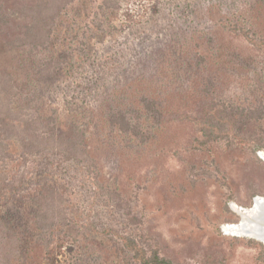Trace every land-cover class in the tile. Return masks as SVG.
Listing matches in <instances>:
<instances>
[{"label": "rangeland", "instance_id": "rangeland-1", "mask_svg": "<svg viewBox=\"0 0 264 264\" xmlns=\"http://www.w3.org/2000/svg\"><path fill=\"white\" fill-rule=\"evenodd\" d=\"M95 2L73 0L70 16L57 28V40L48 43L47 52L36 48L41 58L64 60L62 69L44 81L32 80L33 66L26 53L31 44L9 48L0 39V71L9 72L20 81L35 82L42 94L41 113L53 115L60 129L65 131L82 112V106H91L101 92L106 97L122 82L154 74V64L146 62L149 56L139 53L138 45L149 53L155 39L165 36L171 40L175 29L183 31L184 41L191 48L196 43L206 44L205 68L214 66L217 70L207 75L214 88L206 97L201 92L202 85H198L200 80L188 85V91L196 96L195 102L212 100L227 109L237 106L253 110L264 105V0H161L156 3L157 8L150 2L136 8V0H109L117 12L96 11L88 20L85 15L92 14L91 4ZM132 7L136 9L130 14V21L122 9ZM142 14L152 16H147L144 23L145 36L133 24L141 20L138 17ZM73 17L75 29L87 23L95 34L92 31L91 44L84 51L73 49L76 56L71 69L66 57L71 49L62 41V34L71 27ZM175 19L177 24H173ZM149 20L152 21L148 23ZM224 24L229 28L225 29ZM230 28H243L251 39L261 40L263 47L256 49L241 35L230 32ZM150 31L156 35H148ZM207 40H211L210 48ZM97 67L105 70L100 75L102 79L83 99L70 81L80 68L90 75ZM43 75L48 76L45 72ZM195 76L194 71L178 74L180 81ZM195 102L178 109L175 105L172 110L177 109V115H189L199 109ZM171 117L166 115L164 120ZM162 123L158 140L142 153L129 151L122 155L106 146L95 148L91 139L86 141L89 155L96 160L99 182L107 188L102 191L97 190L85 165L73 159L58 161L46 147L45 151H24L18 141L6 142V153L12 154L13 159L26 155L20 162H4L0 172L7 174L10 181L14 177L42 176L39 183L48 187L42 190V197L46 196L49 204L41 211L63 217L60 228L67 243L57 264H138L122 244L121 237L125 236L133 237L148 256L156 251L170 264H264V244L249 237L225 236L221 229L241 219L232 209L233 203L249 209L255 198H264V159L260 157L264 149L254 151L229 139L205 147L193 124L173 119ZM259 123L264 127V119ZM88 131H92L90 127ZM39 169H44L43 173ZM34 181L22 189L23 196L34 190ZM34 208L29 202L22 207L14 200L6 205L0 203V214L8 220L7 215L14 214L11 220L17 224L14 227H19L16 236L25 242H30V231L24 222H30ZM23 243L17 245L24 257L22 264H46L44 246ZM4 251H0L1 256ZM13 264L20 263L15 260Z\"/></svg>", "mask_w": 264, "mask_h": 264}, {"label": "trees", "instance_id": "trees-1", "mask_svg": "<svg viewBox=\"0 0 264 264\" xmlns=\"http://www.w3.org/2000/svg\"><path fill=\"white\" fill-rule=\"evenodd\" d=\"M108 1L96 0L91 4L92 14H86L85 18L90 20L91 15L105 14L106 10L117 12L114 9L116 6L113 7V4ZM160 1L136 0L135 2L134 0L135 3L138 2L134 7L140 8L144 2H150L152 7L157 8L155 5ZM72 2L73 0H0V39L9 48H24L26 44H31L32 47L26 50V53L33 66L32 80L36 83L44 81L63 67L64 60L41 58L38 55L39 52L35 50L40 47L47 52L50 49L48 43H53L54 39L57 40L55 38L57 28L63 20H66L65 18L70 16ZM138 4L141 6L139 7ZM134 7L125 11L122 9L123 16L130 21L133 19L130 14L133 9H136ZM96 11L100 12L96 13ZM147 16L139 15L138 18L141 20L133 23L136 31H139L142 36H145L143 26L148 20ZM151 21L149 20L148 23ZM173 22L177 24L178 20L175 19ZM70 23L71 27L62 34V41L67 42L71 49L70 52L64 51V53L72 69V61L76 56V51L74 54L73 49L82 52L90 46L93 30L87 23L75 29V17L71 18ZM223 27L229 28L225 24ZM91 28L94 29V27ZM230 32L241 35L256 49L263 47L261 40L251 39L243 28H234ZM152 33L154 31H150L148 35ZM172 36L171 40H166L165 36L155 39L154 49L149 53L142 45H138V52L147 53L149 56L146 62L154 64V74L122 82L120 87L106 97L101 92L98 100L91 106L87 104L85 107L82 106L80 109L82 112H79V116L77 115L76 119L69 123L65 131L57 127L53 115L41 113L42 94L35 82L20 81L9 72L0 71V148L3 147L0 150V167L3 168L4 162L8 163L13 159V155L6 153L5 150L6 142L13 139L19 142L24 151L34 149L39 151L46 147L56 154L55 159L58 161L73 159L85 165L87 171L92 174L97 190H106L107 188L99 182L96 160L89 155L86 141L91 139L94 146L96 145L95 148L101 149L106 146L110 151H121L122 155L128 154L129 151L142 153L158 140L161 126L164 124L162 122L171 119L176 122L187 121L196 126L205 147L223 139H229L237 140L254 151L264 149V127L259 123L260 119H264V105L261 104L259 108L250 110L237 106H229L227 109L223 104L212 100H204L200 103L202 99H198L195 102L196 96L188 91V85L193 81L196 85L200 80L198 85H202L203 88L200 89L206 97L210 94V89L214 88L210 82L212 78L207 75L217 70L214 66L213 69L205 68L208 52V48H205L206 44L203 46L196 43L191 48L184 41V33L180 29L173 30ZM210 41L207 40L209 48ZM80 70L71 79L70 84H74L73 89L85 99L84 96H88L94 87L97 88L96 82L102 79L100 75L105 70L97 67L95 71H91L90 75L86 74V69L80 68ZM179 71H194L197 76L186 77L180 81ZM43 72L48 76H44ZM185 81L187 84L184 85ZM191 101L195 102L194 105L199 109L195 112L192 110L189 115L187 113L177 115V109ZM175 105L177 109L173 111L172 108ZM166 115L172 116L171 119L164 120ZM242 125L243 128L240 129ZM89 127L92 130L90 132ZM25 155L21 154L18 158L14 156L13 162H20V159L23 161ZM42 170L44 169H39V172ZM6 176L8 175L0 172V203L6 205L10 200H14L22 207L29 202V205L35 208L32 209L30 222H24L28 224L26 228L30 231V242L22 241L16 236L19 227H14L17 224L11 220L14 214L7 215L9 220L0 214V251L5 250L4 256L0 255V264H13L15 260L22 264L24 257L18 252L17 245L20 246L23 242L34 247L44 246L47 255L46 264H57L59 258L65 254L67 238L60 228L63 217L50 216L48 210L41 211V207L49 204L46 196L42 197V190L48 188L45 184L39 183V178L42 176L37 179L32 178L31 175L23 179L13 176L14 179L11 181L7 180ZM33 181L34 190L23 196L22 189ZM121 241L138 264H170L156 251L148 256L144 247L131 236L121 237Z\"/></svg>", "mask_w": 264, "mask_h": 264}, {"label": "bare ground", "instance_id": "bare-ground-1", "mask_svg": "<svg viewBox=\"0 0 264 264\" xmlns=\"http://www.w3.org/2000/svg\"><path fill=\"white\" fill-rule=\"evenodd\" d=\"M264 159V153H260ZM254 208L245 209L232 204V209L241 215L237 223L226 224L221 227L225 236L251 237L264 241V199L257 197ZM253 238V239H254Z\"/></svg>", "mask_w": 264, "mask_h": 264}, {"label": "water", "instance_id": "water-1", "mask_svg": "<svg viewBox=\"0 0 264 264\" xmlns=\"http://www.w3.org/2000/svg\"><path fill=\"white\" fill-rule=\"evenodd\" d=\"M260 157L262 158V156H261V154H260ZM263 159V158H262ZM263 198V197H262ZM264 199V198H263ZM255 205H256V199H254L253 200V205H252V207L251 208H254L255 207ZM241 216V215H240ZM251 238V237H250ZM254 238V237H253ZM254 239H256V238H254ZM256 240H258L259 242H261L262 244H264V241H262L261 239H256Z\"/></svg>", "mask_w": 264, "mask_h": 264}]
</instances>
